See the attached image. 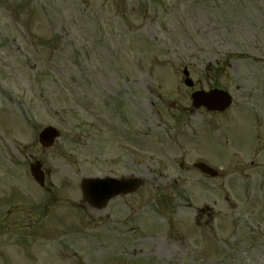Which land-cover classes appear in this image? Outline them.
<instances>
[{
    "label": "rangeland",
    "instance_id": "374dc122",
    "mask_svg": "<svg viewBox=\"0 0 264 264\" xmlns=\"http://www.w3.org/2000/svg\"><path fill=\"white\" fill-rule=\"evenodd\" d=\"M232 52L242 86L264 56V0H0V181L24 193L17 243L3 233L0 250L16 249L18 264H264V167L227 169L226 179L181 166V138L207 117L179 127L177 106L191 100L182 68L227 87ZM49 124L62 136L44 149L37 135ZM192 151L186 163L199 158ZM35 158L50 170V197L31 194ZM108 175L145 183L89 206L82 179ZM203 212L227 228L212 231Z\"/></svg>",
    "mask_w": 264,
    "mask_h": 264
},
{
    "label": "flooded vegetation",
    "instance_id": "af4514ba",
    "mask_svg": "<svg viewBox=\"0 0 264 264\" xmlns=\"http://www.w3.org/2000/svg\"><path fill=\"white\" fill-rule=\"evenodd\" d=\"M231 54H227V91L233 97L231 106L227 109V143L230 144L235 150L241 151L244 147V140L246 133L257 134L258 139L264 141V80H260L258 71L264 76V59H255L259 61L258 65H250L252 68L248 71L252 73L242 76L238 80L243 83H234L232 80L233 65ZM253 60V59H252ZM257 72L255 71L256 68ZM261 67V68H260ZM253 69V70H252ZM240 74V71L236 72ZM257 74V78H256ZM242 76V77H241ZM251 78L250 81L247 78ZM259 82V87L255 86V80ZM246 90L242 98L237 94ZM264 146L261 147V151Z\"/></svg>",
    "mask_w": 264,
    "mask_h": 264
},
{
    "label": "water",
    "instance_id": "95a60500",
    "mask_svg": "<svg viewBox=\"0 0 264 264\" xmlns=\"http://www.w3.org/2000/svg\"><path fill=\"white\" fill-rule=\"evenodd\" d=\"M191 84L190 81H188ZM194 106L200 107L205 105L208 109H220L223 110L227 107V94L224 91H199L193 94ZM59 132L52 128H46L41 134V141L44 145H51L54 138L58 136ZM41 163L37 162L32 164V172L39 181H43V172L40 167ZM127 183V184H126ZM138 181L134 179L129 180H116L113 178H89L83 183L85 196L89 201L96 206H102L109 198L120 193L121 191H128L134 189L138 185Z\"/></svg>",
    "mask_w": 264,
    "mask_h": 264
}]
</instances>
